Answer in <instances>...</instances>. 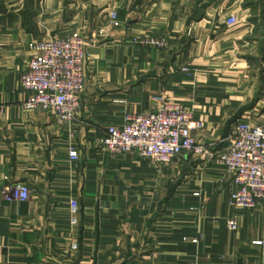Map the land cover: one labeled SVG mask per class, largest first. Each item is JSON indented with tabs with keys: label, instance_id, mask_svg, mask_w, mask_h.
I'll list each match as a JSON object with an SVG mask.
<instances>
[{
	"label": "crops",
	"instance_id": "0c3cea01",
	"mask_svg": "<svg viewBox=\"0 0 264 264\" xmlns=\"http://www.w3.org/2000/svg\"><path fill=\"white\" fill-rule=\"evenodd\" d=\"M74 30L89 41L87 85L76 120L59 125L23 108L20 79L30 42ZM158 95L204 122L194 134L212 152L237 121L264 123V0H0V264H264V203L235 210L223 167L101 149L109 125L153 111ZM11 182L31 198L3 199Z\"/></svg>",
	"mask_w": 264,
	"mask_h": 264
},
{
	"label": "built area",
	"instance_id": "2783aa9c",
	"mask_svg": "<svg viewBox=\"0 0 264 264\" xmlns=\"http://www.w3.org/2000/svg\"><path fill=\"white\" fill-rule=\"evenodd\" d=\"M111 19H117L116 11ZM238 23L236 15L227 19V25ZM142 43L157 48L168 47L166 37H147ZM89 41L80 32L65 36L45 37L30 42L32 52L22 72L20 86L28 97L25 109H41L50 114L59 125H70L81 108V96L86 89L85 63ZM183 71H189L187 67ZM158 106L151 112H126L122 126L111 124L99 140L103 151L111 154L137 153L142 158L167 164L179 155L192 154L211 160L223 167L232 177L235 189L229 203L235 210H255L264 203V123L239 120L233 124L226 138L227 144L212 152L194 134L204 122L195 120L192 112L178 104H170L163 95L155 97ZM3 110V107L0 108ZM72 159L78 158L74 147L69 150ZM28 183L11 182L1 189L3 199L24 202L31 198ZM71 224L77 225L78 201L71 200ZM238 215L228 218L231 230L239 228ZM263 244V241H255ZM76 250L78 245L73 243ZM197 264V263H195Z\"/></svg>",
	"mask_w": 264,
	"mask_h": 264
},
{
	"label": "rangeland",
	"instance_id": "374dc122",
	"mask_svg": "<svg viewBox=\"0 0 264 264\" xmlns=\"http://www.w3.org/2000/svg\"><path fill=\"white\" fill-rule=\"evenodd\" d=\"M239 20H238V23L237 24H235L233 27H235V26H238L239 25ZM75 32H79V31H76V30H74V31H71V32H69L68 34H70V33H75Z\"/></svg>",
	"mask_w": 264,
	"mask_h": 264
}]
</instances>
